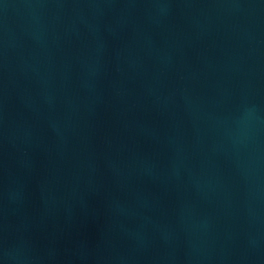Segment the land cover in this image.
Masks as SVG:
<instances>
[{
  "label": "water",
  "instance_id": "1",
  "mask_svg": "<svg viewBox=\"0 0 264 264\" xmlns=\"http://www.w3.org/2000/svg\"><path fill=\"white\" fill-rule=\"evenodd\" d=\"M0 264H264V0H0Z\"/></svg>",
  "mask_w": 264,
  "mask_h": 264
}]
</instances>
